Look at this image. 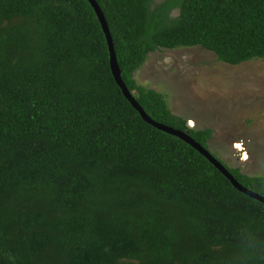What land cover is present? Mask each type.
<instances>
[{
  "label": "trees",
  "instance_id": "obj_1",
  "mask_svg": "<svg viewBox=\"0 0 264 264\" xmlns=\"http://www.w3.org/2000/svg\"><path fill=\"white\" fill-rule=\"evenodd\" d=\"M97 2L141 106L209 149L135 74L159 49L264 59V0ZM0 264H264V203L143 118L88 0H0Z\"/></svg>",
  "mask_w": 264,
  "mask_h": 264
},
{
  "label": "rangeland",
  "instance_id": "obj_2",
  "mask_svg": "<svg viewBox=\"0 0 264 264\" xmlns=\"http://www.w3.org/2000/svg\"><path fill=\"white\" fill-rule=\"evenodd\" d=\"M135 75L189 126L212 128L209 150L224 164L264 176V59L232 65L202 46L159 49Z\"/></svg>",
  "mask_w": 264,
  "mask_h": 264
},
{
  "label": "water",
  "instance_id": "obj_3",
  "mask_svg": "<svg viewBox=\"0 0 264 264\" xmlns=\"http://www.w3.org/2000/svg\"><path fill=\"white\" fill-rule=\"evenodd\" d=\"M92 7L94 8L97 17L102 25V28L104 30V33L107 38V43L109 46V52H110V65L113 72V75L115 77V80L119 84V86L122 88V91L124 95L127 97V99L131 102V104L140 112V114L143 116V118L155 126L156 128L163 130L169 134L175 135L179 137L180 139L184 140L185 142L189 143L191 146H193L195 149H197L201 154H203L205 157L210 160L211 163L215 165L229 180L232 182V184L240 191L246 193L252 198H255L261 202L264 203V194H261L259 192H256L247 186L243 185L235 176L234 174L225 166L224 163H222L208 148H206L203 144H201L199 141H197L193 136L189 134L188 131H184L178 128H175L173 126L167 125L165 123L159 122L155 119H153L141 106L139 101L136 99V97L133 95L132 91L128 88L126 82L122 78L121 69L119 67L117 54L115 50V44L113 40V36L111 34V30L109 27V24L107 22V19L105 17V14L97 2V0H88Z\"/></svg>",
  "mask_w": 264,
  "mask_h": 264
},
{
  "label": "bare ground",
  "instance_id": "obj_4",
  "mask_svg": "<svg viewBox=\"0 0 264 264\" xmlns=\"http://www.w3.org/2000/svg\"><path fill=\"white\" fill-rule=\"evenodd\" d=\"M241 151V150H240ZM247 154V153H246Z\"/></svg>",
  "mask_w": 264,
  "mask_h": 264
}]
</instances>
